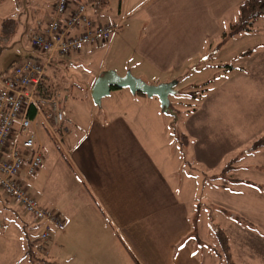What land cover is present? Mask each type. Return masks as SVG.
<instances>
[{
	"label": "crops",
	"instance_id": "crops-1",
	"mask_svg": "<svg viewBox=\"0 0 264 264\" xmlns=\"http://www.w3.org/2000/svg\"><path fill=\"white\" fill-rule=\"evenodd\" d=\"M106 1L111 6L112 0ZM245 1L121 0L118 15H107V8L95 10L94 13L106 18L95 21L117 26L119 30L103 43L107 63L91 76L92 84L102 72L113 70L120 76L131 72L151 85L174 80L179 85L178 79L187 75V66L205 55L209 38L220 35L222 28L239 14V7ZM55 3L56 0H19L18 4L14 0H0V59L5 51L15 48L27 54L23 62L43 59L32 47V39L54 17ZM142 7L145 11L138 19L127 21L124 13L129 8L136 12ZM132 24L138 30L129 43L128 33L121 29ZM255 33L264 37V17L255 23L252 32L243 34ZM100 45L87 46L75 57L82 56L85 63H92L100 54ZM258 48L263 53L256 73L264 75V42ZM254 53L250 52L251 58ZM70 60L56 57L49 69L60 70V65L64 63L65 67ZM12 70L5 75H10ZM92 87L87 86L89 98ZM55 94H58L56 90ZM62 106L68 134L61 143L48 127L38 126L34 133L43 156L40 132L48 134L67 151L68 168L77 176L68 184L70 196L59 201L42 189V166L34 177L24 174L22 178L38 203L57 213L64 222V228L54 230L46 245L51 261L57 264H227L219 240L216 243L222 250L220 254L215 244L205 242L204 190L198 197L194 189L201 159L197 166L188 160L191 140L183 133L188 141L182 146L173 131L176 113L165 118L157 98L134 96L127 89L112 90L102 101V111L94 109L92 99ZM82 111L84 115L77 114ZM237 170L235 167L232 173ZM202 175V185H205ZM235 180L241 179L232 177L229 183L222 181L220 185L208 187V190L213 187L221 190L213 223L227 239L232 262L264 264V191L251 184L232 182ZM243 181L264 183V180ZM6 201L16 205L0 192V213L8 212ZM16 206L20 219L29 224L23 222L26 227L22 224L24 238L25 232L30 238L29 230L35 228L34 222ZM209 224L208 232L212 230ZM68 248L72 262L66 256Z\"/></svg>",
	"mask_w": 264,
	"mask_h": 264
},
{
	"label": "rangeland",
	"instance_id": "rangeland-1",
	"mask_svg": "<svg viewBox=\"0 0 264 264\" xmlns=\"http://www.w3.org/2000/svg\"><path fill=\"white\" fill-rule=\"evenodd\" d=\"M97 1L99 0H83V3L92 10L90 18L105 21L106 18L94 13L95 10L101 9L97 7ZM120 2L121 0H112L111 6L108 3L105 11L107 15L109 13L112 16L118 15ZM131 10L133 8H129L124 13V16H127V21L138 19L145 11V7L136 12ZM237 21L238 15L231 23H227L222 28L220 35L209 38L205 55L187 66V75L178 79L181 81L177 87L179 94L171 97L172 110H175L174 113H178V119L177 117L174 118V120H178L174 132L189 136L191 144L188 160L197 166L198 159H201V164L197 166L198 172L196 174L198 177L196 178L197 181L194 182V189L195 193H198V197L202 189L204 190L205 242L211 246L215 244L219 254L222 250L216 243L218 239L217 230L212 229L208 232V229H210L209 223H211L209 222L211 220L210 212L212 211L215 215L217 199H221L218 192L221 190L218 187L208 190V187L210 184L220 185L222 180H211V178L220 175L231 161L239 159V162L234 165L238 170L227 174L225 178L227 183L232 177L255 182L264 180V148L250 152L252 145L264 136V107L262 105L264 104V75L256 73L262 64L261 53L263 50H259L258 46L264 42V37L257 36L256 33L242 34L231 39L220 48L222 33L228 31L230 24ZM123 30L128 33V42L130 43L138 29L132 24L127 29H121V31ZM179 30L185 32V29ZM99 49H101L99 50L100 54L95 56L92 63H85L84 57L73 55L68 57L72 60L66 62L65 67L62 63L60 70H48L46 75L48 84L52 85V88L59 95L64 93L61 101L65 107L74 101H84L85 103L90 101L87 86L93 85L91 76L99 68L106 66L107 63L105 45L101 44ZM248 51H255L252 58L250 54L243 55ZM26 56L27 54L23 55L16 48L5 51L0 59V73L5 74L12 70V67L23 62ZM240 69L245 71L239 72ZM145 80L143 79L144 82ZM93 105L96 110L94 103ZM97 110L102 111L98 107ZM77 114L84 115L83 111L81 114ZM163 116L165 118L172 117L166 114ZM40 135L43 138L42 147L45 156L42 164V177L40 178L44 187L42 189L55 200H64L63 198L70 196L68 184L71 183L70 181H74L77 176L72 174L68 168L70 160L64 147L57 144L48 134L40 132ZM200 174H204L202 176H204L205 185H202ZM207 184L209 185L207 186ZM260 184L263 185L264 183ZM38 197L41 199L39 195ZM7 205L9 206L6 208L8 212L0 213L3 220L1 223L3 227H0V264H30L26 257V240L22 233L24 221L20 219L19 209L16 205L6 201ZM208 213L209 217L207 216ZM24 223L29 226L27 222ZM34 229L29 230V241L37 263L44 261L55 263L49 259L45 251L46 247L43 249L39 245ZM198 237L196 235L199 242ZM66 252L68 253L66 255L68 260L72 262V252L69 248L66 249Z\"/></svg>",
	"mask_w": 264,
	"mask_h": 264
},
{
	"label": "built area",
	"instance_id": "built-area-1",
	"mask_svg": "<svg viewBox=\"0 0 264 264\" xmlns=\"http://www.w3.org/2000/svg\"><path fill=\"white\" fill-rule=\"evenodd\" d=\"M118 30L90 18V8L82 1L56 0L54 17L32 39V47L43 59L16 64L10 75L0 74V192L33 220L43 249L64 222L38 203L22 178L24 174L34 177L43 164L34 129L48 127L60 143L68 130L61 95L43 98L39 89L56 57L68 58L87 46L103 44Z\"/></svg>",
	"mask_w": 264,
	"mask_h": 264
},
{
	"label": "trees",
	"instance_id": "trees-1",
	"mask_svg": "<svg viewBox=\"0 0 264 264\" xmlns=\"http://www.w3.org/2000/svg\"><path fill=\"white\" fill-rule=\"evenodd\" d=\"M14 1L16 4H18V2H19V0H14ZM97 3H98L97 7L101 8V9L106 8L108 5V2L106 0H99V1H97ZM262 17H264V0H246L239 7L238 21L236 23L230 24L228 31H226L222 34V40L220 42V48H222L225 44H227L228 41L231 40L232 38H234L240 34H243V33L252 32L254 30L255 23L259 19H261ZM250 52L246 53L245 55L250 54ZM230 68H232V67H230ZM113 90H116V89H113ZM53 95H55V90L52 88V85L48 84L47 78H45L42 85H41V88L39 89V96L43 97V98H50ZM34 114H35L34 110H32L31 116L34 117ZM176 117L178 119V113H177ZM176 122H177V120H174V122L172 123L173 131L175 129ZM177 137H178V139L181 140L182 146L187 144L188 139L185 135L177 134ZM262 148H264V136L252 145V147L250 148V152H256ZM238 161H239V159H234L233 161H231L227 165V167H225L222 170L220 175L213 176L211 178V180L221 179L223 182H226L225 178H226L227 174H229L230 172H232L234 170V168H235L234 165ZM232 182H237V183L242 182V183H246V184H251L254 187L264 191L263 185H259V184H255V183H251V182L243 181V180H235ZM197 217H198V215H197ZM214 217H215V215L211 211L210 212V219H211L210 222L212 224V229H215V231L217 230V236H218L219 243L221 244L223 251L226 253L225 259L227 261V264H235L231 260V255L228 254V243H227V239H226L223 231H221L219 228H217L216 225H214V223H213ZM233 218L238 219L239 217L233 215ZM23 227H26V225L23 224ZM25 240H26V257L29 259L31 264H57L56 262L50 263V261H44V262L37 263V260L35 258V254L32 250L31 243L29 241L28 233H26V232H25ZM197 242H198V239H197Z\"/></svg>",
	"mask_w": 264,
	"mask_h": 264
},
{
	"label": "water",
	"instance_id": "water-1",
	"mask_svg": "<svg viewBox=\"0 0 264 264\" xmlns=\"http://www.w3.org/2000/svg\"><path fill=\"white\" fill-rule=\"evenodd\" d=\"M177 86V80L151 85L133 76L131 72L125 76H120L115 71L110 70L102 72L95 80L91 89V99L95 106L101 109L103 99L109 97L113 89H127L134 96L140 94L148 98H157L163 114L176 116L171 108L170 98L179 94L176 89Z\"/></svg>",
	"mask_w": 264,
	"mask_h": 264
}]
</instances>
